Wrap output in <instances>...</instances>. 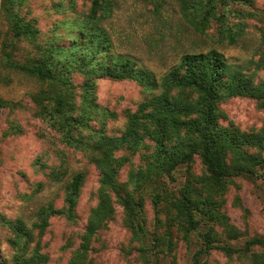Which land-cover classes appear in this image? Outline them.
I'll list each match as a JSON object with an SVG mask.
<instances>
[{
	"label": "rangeland",
	"instance_id": "rangeland-1",
	"mask_svg": "<svg viewBox=\"0 0 264 264\" xmlns=\"http://www.w3.org/2000/svg\"><path fill=\"white\" fill-rule=\"evenodd\" d=\"M115 1L113 15L102 22L110 34L112 50L131 57L137 67L150 71L156 78H162L187 53L217 49L231 66L242 68L254 81L264 79L261 62L264 0H246L226 7L217 5L218 13L225 12L231 24L240 21L245 24L244 32L235 43L221 40L217 19L211 21L205 33L195 31L176 0H167L159 14H155L153 4L148 2ZM91 4L92 0H0V98L9 102L0 108V259L3 264H21L17 257L20 251L11 243L14 234L3 223V216L14 221L22 219L33 228L41 220L44 208L66 207L68 185L77 173H83L76 218L69 220L65 215H55L44 231L34 228V240L25 255L27 259L45 256L46 261L40 264H68L81 246L90 215L99 202L101 174L90 152L63 142L34 100V95L49 87L48 82L7 62L8 57L20 64L36 62L45 57L49 46H69L77 33L72 23L87 14ZM12 12L39 29L36 39L14 36ZM238 12L254 15L243 17ZM70 79L78 101L89 79L95 89L90 96L92 102L116 114L110 118L97 113L90 121L91 128L81 134L89 140L94 130L121 135L127 126L128 113L137 111L140 103L151 96L134 80L91 78L78 71L70 72ZM45 103L51 105L50 101ZM219 109L224 125L234 124L244 131L264 129V107L255 99L232 97L221 101ZM146 142L147 146L134 154L118 152L130 157L120 169V183L126 184L130 173L145 169L152 160L154 143L150 139ZM205 172L202 158L197 155L192 163L180 164L172 177L161 176V188L152 185L142 192H134L133 186L127 185L136 198H143L139 236L127 225L124 207L115 203L114 216L92 239L87 263L146 264V257L151 264H191L195 253L204 246L201 233L209 229L218 234L219 243L237 248H243L249 239L262 236L264 170L263 175L254 177L235 176L223 193L214 195L216 208L225 217L224 223L204 218L188 239L184 237L176 220L174 203L183 196L189 183L206 195L198 182ZM157 192L161 196L156 207ZM226 224L236 228L237 237H228ZM252 250L261 248L255 245ZM202 260L207 264H248L242 253L229 256L220 249L211 250Z\"/></svg>",
	"mask_w": 264,
	"mask_h": 264
},
{
	"label": "trees",
	"instance_id": "trees-1",
	"mask_svg": "<svg viewBox=\"0 0 264 264\" xmlns=\"http://www.w3.org/2000/svg\"><path fill=\"white\" fill-rule=\"evenodd\" d=\"M141 1L153 4L155 14L161 13L167 2ZM176 1L183 16L197 32L205 33L213 19L219 21L221 40L235 43L244 32L245 24L242 21L231 24L225 12L218 13L217 5L226 7L246 0ZM115 6V0H92L90 11L72 23L77 33L69 46H49L45 57L36 62L20 64L9 57L7 60L14 68L48 82V88L34 95L41 114L60 134L63 142L90 152L92 161L100 169L99 202L90 215L83 242L68 264H88L92 239L114 216L115 203L124 207L127 225L139 236L143 198H136L127 185H132L134 192H142L152 185L161 188V176L172 177L180 164L192 163L195 156H200L206 172L198 182L206 195L189 183L183 190V196L174 203L177 223L188 239L204 218L225 222V217L216 208L214 195L223 193L234 182L235 176L254 177L263 175L261 171L264 170V129L244 131L234 124L224 125L220 121L219 109L221 101L232 97L252 98L264 107V79L254 81L253 76L242 68L231 66L217 49L183 55L176 66L158 79L150 71L137 67L131 57L112 50L110 34L102 22L113 15ZM238 15L254 14L238 12ZM12 29L19 39H36L39 34V29L17 12H12ZM261 62L264 66V53ZM72 71L82 72L91 78L134 80L151 96L140 103L137 111L128 113L127 126L121 135H108L101 129L94 130L91 140L85 139L81 134L91 128L90 121L97 113L110 118L116 114L92 102L90 96L95 89L89 79L78 101L70 79ZM45 101H50L51 105ZM8 105V101L0 98V108ZM147 139L154 143L152 160L145 169L130 173L126 184L120 183V169L130 157L118 155V152L134 154L147 146ZM83 184L84 174L77 173L68 185L66 207L57 209L50 205L44 208L40 213L41 220L33 228L22 219L14 221L2 217L3 223L14 234L12 245L20 251L17 253L18 263L40 264L46 261L43 255L25 258L34 240V228L44 231L49 219L55 215H65L67 219L74 220ZM160 196L161 192L154 196L156 207ZM226 227L229 238L237 237L236 228L228 224ZM201 236L204 246L195 253L191 264H207L202 256L213 249H220L229 256L242 253L248 264H264V234L247 240L243 248L219 243L220 238L213 229L201 233ZM255 245L261 250H252ZM145 260L146 264H151L146 257ZM0 264H3L1 259Z\"/></svg>",
	"mask_w": 264,
	"mask_h": 264
}]
</instances>
